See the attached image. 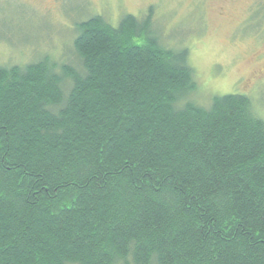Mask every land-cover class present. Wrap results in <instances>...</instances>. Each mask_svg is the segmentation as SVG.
<instances>
[{"label": "trees", "instance_id": "16d2710c", "mask_svg": "<svg viewBox=\"0 0 264 264\" xmlns=\"http://www.w3.org/2000/svg\"><path fill=\"white\" fill-rule=\"evenodd\" d=\"M151 24L78 23L82 73L0 66V264H264V120L187 101Z\"/></svg>", "mask_w": 264, "mask_h": 264}, {"label": "rangeland", "instance_id": "374dc122", "mask_svg": "<svg viewBox=\"0 0 264 264\" xmlns=\"http://www.w3.org/2000/svg\"><path fill=\"white\" fill-rule=\"evenodd\" d=\"M243 7L230 0H0V66L48 57L57 73H82L73 48L78 23L97 15L116 27L124 15L150 13L159 45L174 55L186 50L178 61L193 70L196 85L187 101L206 109L215 96L244 95L264 120V20L246 21Z\"/></svg>", "mask_w": 264, "mask_h": 264}, {"label": "flooded vegetation", "instance_id": "af4514ba", "mask_svg": "<svg viewBox=\"0 0 264 264\" xmlns=\"http://www.w3.org/2000/svg\"><path fill=\"white\" fill-rule=\"evenodd\" d=\"M237 3L244 5L242 10L246 13V21L259 22L264 20V0H230L231 6Z\"/></svg>", "mask_w": 264, "mask_h": 264}]
</instances>
